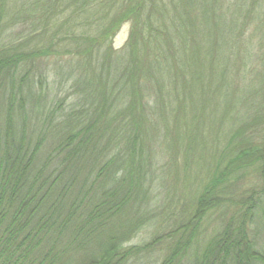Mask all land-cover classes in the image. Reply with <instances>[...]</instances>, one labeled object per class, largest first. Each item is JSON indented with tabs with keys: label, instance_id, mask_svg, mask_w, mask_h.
Segmentation results:
<instances>
[{
	"label": "trees",
	"instance_id": "16d2710c",
	"mask_svg": "<svg viewBox=\"0 0 264 264\" xmlns=\"http://www.w3.org/2000/svg\"><path fill=\"white\" fill-rule=\"evenodd\" d=\"M139 255L264 264V0H0V264Z\"/></svg>",
	"mask_w": 264,
	"mask_h": 264
},
{
	"label": "rangeland",
	"instance_id": "374dc122",
	"mask_svg": "<svg viewBox=\"0 0 264 264\" xmlns=\"http://www.w3.org/2000/svg\"><path fill=\"white\" fill-rule=\"evenodd\" d=\"M128 36H129V26L125 25V26H123L121 31L118 33V35L115 39V43H114L115 48L116 49H122L127 42ZM53 62H54V60H52V63ZM51 75L54 76V74H52V73H51ZM53 79H54V77H50V80H53ZM166 187L169 188L167 190L169 191L171 196L181 199V202L185 201L184 198H186L187 196H184V194H182L183 191L185 190L182 183L177 182L175 179H168V184ZM155 188H156V190H155L156 193H158L156 195H161V197H159L157 200H155L152 204V208L154 207L156 209V208L161 207V204L164 203V199H165L164 193L165 192H164L163 188L161 187V185H158L157 187L155 186ZM175 189L177 192V196H175L173 194ZM181 194H182V196H181ZM171 196L169 195V197H171ZM168 205H169V207L171 205V208L173 207L171 202L167 203L164 207H167ZM221 217L222 216L220 215V217L217 220H215V218H214L213 221L211 222V225H210L211 229L210 230L207 229V231L203 232L196 239V242L200 243L199 244L200 245L199 252L204 250L209 245V243L213 240V238L215 236L214 230H216L219 227L220 222H221L220 221ZM153 224L149 220H146V224L144 225V228L142 229V231L135 236V238L132 240V242H130L128 244V246H134V245L135 246H141L143 244L151 242L153 240V237L159 232V231H157L159 226H154ZM160 234H161V236H165V235H168L169 232L162 231ZM168 236H170V235H168ZM167 246H169V244H167V241L164 240L162 243L157 245L155 252L157 253L160 250L162 252H160L158 254H160L161 256H164V254H166L168 252ZM136 258H137V260H132L128 264H154L155 260H156L154 258V256H151V255L149 257L147 255H145V257L143 255H139V256H136Z\"/></svg>",
	"mask_w": 264,
	"mask_h": 264
}]
</instances>
